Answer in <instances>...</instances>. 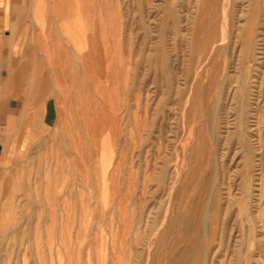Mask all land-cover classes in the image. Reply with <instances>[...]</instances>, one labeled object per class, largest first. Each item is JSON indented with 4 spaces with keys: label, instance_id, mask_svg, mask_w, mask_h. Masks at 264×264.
<instances>
[{
    "label": "rangeland",
    "instance_id": "374dc122",
    "mask_svg": "<svg viewBox=\"0 0 264 264\" xmlns=\"http://www.w3.org/2000/svg\"><path fill=\"white\" fill-rule=\"evenodd\" d=\"M30 8L67 73L0 129V264H264V0Z\"/></svg>",
    "mask_w": 264,
    "mask_h": 264
},
{
    "label": "crops",
    "instance_id": "0c3cea01",
    "mask_svg": "<svg viewBox=\"0 0 264 264\" xmlns=\"http://www.w3.org/2000/svg\"><path fill=\"white\" fill-rule=\"evenodd\" d=\"M30 2L32 5V0H0V129L16 138L20 130L34 128L32 123L26 126L18 122V108H52L49 103L50 90L57 92L67 73L63 57L56 66L52 63L50 73V46L44 33L49 28V21L45 19L49 12L42 8H30ZM52 11L53 16L58 18L66 15L59 8ZM61 29V35L65 38L64 28ZM27 31L31 37L28 42L21 40V34ZM38 34L42 38H38ZM26 45L32 49L30 52L24 51ZM26 58L30 59V64L21 63ZM34 58H39V63L34 62V65Z\"/></svg>",
    "mask_w": 264,
    "mask_h": 264
},
{
    "label": "bare ground",
    "instance_id": "6f19581e",
    "mask_svg": "<svg viewBox=\"0 0 264 264\" xmlns=\"http://www.w3.org/2000/svg\"><path fill=\"white\" fill-rule=\"evenodd\" d=\"M83 1V0H82ZM80 15V14H79ZM79 18V17H78ZM79 22V21H78ZM81 27V26H80ZM80 32H82V31H80ZM79 35V34H78ZM76 37H77V35H76ZM77 38H79V37H77ZM78 40V39H77ZM79 44V43H78ZM80 45V44H79ZM85 45H86V43H85ZM78 46V45H77ZM87 46V45H86ZM81 48H83V47H81ZM81 48H79V50L81 49Z\"/></svg>",
    "mask_w": 264,
    "mask_h": 264
}]
</instances>
